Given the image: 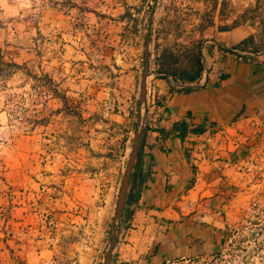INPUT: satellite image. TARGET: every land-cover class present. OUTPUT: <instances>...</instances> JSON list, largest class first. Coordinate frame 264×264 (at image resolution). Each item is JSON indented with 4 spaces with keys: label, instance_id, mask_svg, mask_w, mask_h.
I'll use <instances>...</instances> for the list:
<instances>
[{
    "label": "rangeland",
    "instance_id": "rangeland-1",
    "mask_svg": "<svg viewBox=\"0 0 264 264\" xmlns=\"http://www.w3.org/2000/svg\"><path fill=\"white\" fill-rule=\"evenodd\" d=\"M151 3L0 0V50L20 64L0 77V264H101L137 120L155 99L162 49L177 54L201 39L211 65L213 30L234 22L253 35L249 46L264 49V0L255 22L245 10L256 0H156L149 13ZM150 15L149 89L139 104ZM200 19L213 25L198 31ZM232 202L219 248L187 264H264V233L245 220L239 198ZM117 242L125 241L117 238L110 264H144L147 254L137 251L115 262Z\"/></svg>",
    "mask_w": 264,
    "mask_h": 264
},
{
    "label": "crops",
    "instance_id": "crops-1",
    "mask_svg": "<svg viewBox=\"0 0 264 264\" xmlns=\"http://www.w3.org/2000/svg\"><path fill=\"white\" fill-rule=\"evenodd\" d=\"M231 32L233 40H226ZM247 35L243 25L228 31L215 28L210 39L215 42L212 66L206 61L201 79L190 84L189 91L155 76V99L146 110L143 129L144 168L150 176L137 207L119 228L118 239L125 242H117L115 262L127 260V251H137L139 256L147 254L144 264H187L219 248L226 235V220L235 214L227 209L233 204L229 201L232 189L221 181L223 171L218 162H212V155L201 146L212 129H227L231 121L264 107V55L251 60L247 55L252 54L247 52L243 59L239 53L217 46H231ZM179 119L192 123L206 119L214 126L180 140L168 133ZM158 129H164L165 134ZM224 209L225 218L221 215ZM146 238L148 243L138 247Z\"/></svg>",
    "mask_w": 264,
    "mask_h": 264
},
{
    "label": "built area",
    "instance_id": "built-area-1",
    "mask_svg": "<svg viewBox=\"0 0 264 264\" xmlns=\"http://www.w3.org/2000/svg\"><path fill=\"white\" fill-rule=\"evenodd\" d=\"M239 54H247L234 50ZM259 58L264 51L255 53ZM201 146L223 171L221 181L231 187L229 201L240 199L245 220L255 221L264 233V107L231 121L227 129L216 127ZM226 171V172H224ZM253 232V229H250ZM257 235L258 232L256 231ZM43 264H51L45 261Z\"/></svg>",
    "mask_w": 264,
    "mask_h": 264
},
{
    "label": "trees",
    "instance_id": "trees-1",
    "mask_svg": "<svg viewBox=\"0 0 264 264\" xmlns=\"http://www.w3.org/2000/svg\"><path fill=\"white\" fill-rule=\"evenodd\" d=\"M152 2L148 5L149 13L153 11L154 4L156 0H149ZM246 13H251L252 21L255 22L254 18L260 15L261 6L259 0H256V3L248 7ZM148 13V14H149ZM149 18V16H148ZM148 21V19H147ZM245 21V18L243 19ZM260 23L264 24V19L260 21ZM213 21L210 20L207 23H203V20L200 19V23L198 26V31L203 30L208 26H212ZM238 24L234 22L233 25H219L217 27L218 31H228L232 28L236 27ZM152 36V26L150 28V39ZM253 44V35L249 34L246 37L242 38L237 43L225 47L221 45V43H217V46L225 52L232 53L234 50L240 52H248L252 55L248 57L252 58L251 60L256 59L255 53L259 52V49L249 46ZM201 39L195 40L191 46L184 47L183 51L174 54L172 51L168 49H162L160 53L155 57L156 60V77L167 80L173 81L176 85L181 86V90L189 91L190 84H196L201 79L202 74L205 70V64L203 63L202 58V51H201ZM264 51V49H263ZM241 58L245 59L244 54H240ZM20 68V64L14 61H8L4 59L3 54L0 50V77L9 75L13 73L15 70ZM220 77L224 78L225 75H220ZM186 85V86H184ZM190 114H187V118H190ZM214 125L208 123L206 119L200 120L198 123H192L187 119H179L172 123L170 130L168 131L169 134L183 140L186 136L191 134H201L206 132L208 129L212 128ZM160 133L165 134L164 129H158ZM143 135L142 139L138 145L137 156L134 161L132 171L130 174L129 186L125 195V203L122 209L121 214L126 213V219L128 220L131 214L134 212L135 208L137 207V202L140 196L142 189L145 187L146 181L149 179L150 171L147 167L144 168V149H143ZM151 159V157H150ZM148 166V164H147Z\"/></svg>",
    "mask_w": 264,
    "mask_h": 264
},
{
    "label": "water",
    "instance_id": "water-1",
    "mask_svg": "<svg viewBox=\"0 0 264 264\" xmlns=\"http://www.w3.org/2000/svg\"><path fill=\"white\" fill-rule=\"evenodd\" d=\"M152 22V15L149 16L148 22L146 25V33L144 37V50H143V71L140 77L139 82V104L143 103L145 100V93H146V82L147 77L149 76V60H148V53H149V39H150V28ZM145 124V116L144 118L138 117L136 130L133 135L131 149L125 164V169L121 177L120 187L118 191V196L115 204V212L110 224V233H109V245L105 251L103 256V260L101 264H110L112 258V252L114 249V245L119 235L118 223L120 214L122 212L124 203H125V195L129 186L130 174L132 171V167L134 161L137 156L138 145L140 140V135L142 129Z\"/></svg>",
    "mask_w": 264,
    "mask_h": 264
}]
</instances>
